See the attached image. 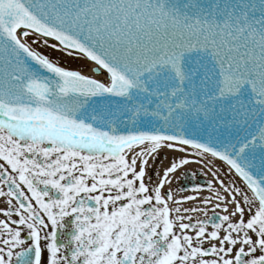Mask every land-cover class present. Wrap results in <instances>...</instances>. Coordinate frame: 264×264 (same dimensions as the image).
<instances>
[{"label":"snow or ice","instance_id":"1","mask_svg":"<svg viewBox=\"0 0 264 264\" xmlns=\"http://www.w3.org/2000/svg\"><path fill=\"white\" fill-rule=\"evenodd\" d=\"M0 198V264H264V0H0Z\"/></svg>","mask_w":264,"mask_h":264},{"label":"bare ground","instance_id":"2","mask_svg":"<svg viewBox=\"0 0 264 264\" xmlns=\"http://www.w3.org/2000/svg\"><path fill=\"white\" fill-rule=\"evenodd\" d=\"M183 153H177V152H173L170 151L168 149H162L160 152V158L164 159V163L161 165L159 163V160H157L156 165H154V167L159 166L160 168L166 167L168 165V159L167 158H171V157H179V156H183ZM151 163V161H150ZM217 167L223 168L224 170H227V166L223 164V162H217ZM182 173H189L193 176V173L197 175V177H192V181H195L198 185H202V183H200L199 181H205L211 179V175L209 176H204L203 173L201 172V165L196 164V163H190L184 167H182L177 173L176 176L179 177ZM151 174V173H150ZM221 177L223 178V175L221 173ZM183 179L180 180H176L174 179L171 185V188L174 190V194H175V198L176 199H180L182 196H187V195H196L195 192L190 191V190H186L183 192H176L175 190L178 188H181V186H179V182H182ZM203 188L202 191L199 193L200 197H206L208 195H210V193L207 190V187L205 184H203ZM199 201L196 202H185L184 203V207H192L195 206L196 204H198ZM219 212V210H217ZM212 214L211 211H209V215ZM223 214V213H221ZM195 215V214H193Z\"/></svg>","mask_w":264,"mask_h":264},{"label":"water","instance_id":"3","mask_svg":"<svg viewBox=\"0 0 264 264\" xmlns=\"http://www.w3.org/2000/svg\"><path fill=\"white\" fill-rule=\"evenodd\" d=\"M34 47L37 46L34 45ZM38 50L43 54L49 55L51 59L56 60L61 66L67 67L69 69H75L80 64L84 63V61L73 60L65 56L62 52L53 51L51 48L38 47Z\"/></svg>","mask_w":264,"mask_h":264},{"label":"flooded vegetation","instance_id":"4","mask_svg":"<svg viewBox=\"0 0 264 264\" xmlns=\"http://www.w3.org/2000/svg\"><path fill=\"white\" fill-rule=\"evenodd\" d=\"M5 203V198H0V207H2Z\"/></svg>","mask_w":264,"mask_h":264},{"label":"rangeland","instance_id":"5","mask_svg":"<svg viewBox=\"0 0 264 264\" xmlns=\"http://www.w3.org/2000/svg\"><path fill=\"white\" fill-rule=\"evenodd\" d=\"M220 168V167H219ZM221 169V173L222 175H224V173L226 172V170H224L223 168H220Z\"/></svg>","mask_w":264,"mask_h":264}]
</instances>
